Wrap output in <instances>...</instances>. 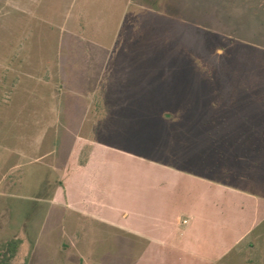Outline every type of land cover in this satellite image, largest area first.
Returning a JSON list of instances; mask_svg holds the SVG:
<instances>
[{"label": "rangeland", "instance_id": "obj_1", "mask_svg": "<svg viewBox=\"0 0 264 264\" xmlns=\"http://www.w3.org/2000/svg\"><path fill=\"white\" fill-rule=\"evenodd\" d=\"M0 264H264V0H0Z\"/></svg>", "mask_w": 264, "mask_h": 264}]
</instances>
